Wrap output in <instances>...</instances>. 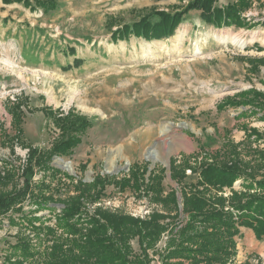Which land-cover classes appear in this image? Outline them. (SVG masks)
<instances>
[{"label": "rangeland", "instance_id": "1", "mask_svg": "<svg viewBox=\"0 0 264 264\" xmlns=\"http://www.w3.org/2000/svg\"><path fill=\"white\" fill-rule=\"evenodd\" d=\"M59 1L58 9L43 14L22 3L0 0V170L15 169L17 187H21L19 172L27 145L44 151L59 132L41 109L66 112L71 108L90 117L92 125L71 155L53 156L50 165L60 171L56 177L48 173L42 177L37 170L32 185L44 180L55 188L53 197L65 201L79 194L78 181L90 183L97 176L119 180L142 169L146 173L141 177L146 178L150 171L163 169L164 190H176L183 218L180 188L169 176L170 158L195 167L211 161L224 141H242L243 127L264 130V110L221 107L240 91L264 92V66L251 68L252 59L264 57V9L254 0L241 15L247 25L220 28L203 22L199 11L190 10L169 36L146 40L131 35L115 40L113 30L137 20L147 9H182L186 1ZM231 1L216 0L215 5ZM71 48L73 54L65 52ZM18 100L25 103L21 139L26 146L14 141L12 151L2 138L15 134L9 108ZM253 141V148L264 149V139ZM185 173V183L196 181L197 173L191 169ZM244 190L245 183L238 178L218 194L228 198L232 191ZM62 206H38L33 194L27 193L21 211L10 210L0 217V264H10L6 258L18 236L26 237L41 253L31 264L43 261L55 243L65 248L74 237L56 224ZM99 210L139 219L165 211L142 187L121 190L107 184L100 195L80 197V210L73 220L86 230ZM45 226L52 229L49 235ZM242 229L236 238L234 264L246 259L253 264L258 259L264 262V239ZM168 238L166 231L148 250L149 264H161L159 256ZM130 243L134 252L140 251L136 238Z\"/></svg>", "mask_w": 264, "mask_h": 264}, {"label": "trees", "instance_id": "2", "mask_svg": "<svg viewBox=\"0 0 264 264\" xmlns=\"http://www.w3.org/2000/svg\"><path fill=\"white\" fill-rule=\"evenodd\" d=\"M3 4L13 2L40 9L43 14L50 13L61 6L59 0H1ZM186 1L182 9L172 11L147 9L137 20L122 24L111 32L113 39H127L131 35L146 40L171 35L183 15L190 10L199 11V16L209 25L215 27H243L247 25L242 12L252 5L254 0H233L224 6H216V0H180ZM264 9V0H257ZM249 26V25H248ZM250 27V26H249ZM71 48L65 52L74 53ZM255 61V63H254ZM79 59L74 61L78 64ZM251 68L264 66V57L251 60ZM25 103L18 100L9 108L12 128L15 134L4 135L3 144H10L13 151L14 141L26 146L21 139ZM250 106L251 112L264 110V92L256 89L240 91L233 97L225 99L221 107ZM46 119L58 129L56 138L44 151L27 145V158L20 170L23 185L17 187V171L3 168L0 170V217L8 211L19 212L21 203L27 193L33 194L38 206L48 203L62 204L61 213L56 224L71 233L72 241L65 247L55 243L43 261L37 264H149V249L155 247L161 234L168 231L166 248L160 254L161 264H234L237 255V240L240 228L252 230L256 239H264V149L253 148V140L264 139V130L243 127L245 137L240 142L226 140L214 154L211 161H203L195 167L187 161L176 163L169 161L170 179L180 188L183 218L179 217L176 190L165 191L162 185L163 169L157 173L131 171L130 176L108 181L97 176L92 182L78 181L75 185L78 195L65 201L56 200L55 188L44 180L32 185L36 171L56 177L60 172L50 165L53 156H69L81 142L82 136L92 125L87 115L69 109L66 112L51 107L41 109ZM254 137V139H253ZM186 169L197 173L194 182L185 183ZM242 178L244 191H232L226 198L220 193L224 188ZM107 184H113L123 190L126 187L139 189L150 194L152 199L163 205L164 212H152L146 219L130 217L122 213L97 211L90 217L89 228L83 230L74 222V216L80 210L81 196L100 195ZM38 195H35V194ZM48 193V195H45ZM35 195V196H34ZM171 210H174V214ZM46 234L52 229L43 227ZM136 238L140 251L134 252L131 240ZM13 251L6 258L10 264H31L41 255L24 236H18L12 245ZM11 258L14 260L11 261ZM241 264H253L246 259ZM257 264H264L257 260Z\"/></svg>", "mask_w": 264, "mask_h": 264}, {"label": "bare ground", "instance_id": "3", "mask_svg": "<svg viewBox=\"0 0 264 264\" xmlns=\"http://www.w3.org/2000/svg\"><path fill=\"white\" fill-rule=\"evenodd\" d=\"M67 168L71 169V166L69 164L66 165Z\"/></svg>", "mask_w": 264, "mask_h": 264}, {"label": "crops", "instance_id": "4", "mask_svg": "<svg viewBox=\"0 0 264 264\" xmlns=\"http://www.w3.org/2000/svg\"><path fill=\"white\" fill-rule=\"evenodd\" d=\"M244 231H243V229L242 228H240V233H243ZM260 248H262V247H260Z\"/></svg>", "mask_w": 264, "mask_h": 264}]
</instances>
